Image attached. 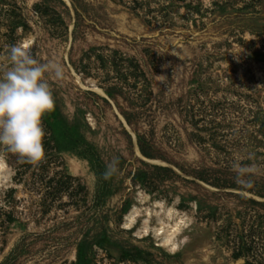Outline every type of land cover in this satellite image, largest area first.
Segmentation results:
<instances>
[{"label": "rangeland", "instance_id": "rangeland-1", "mask_svg": "<svg viewBox=\"0 0 264 264\" xmlns=\"http://www.w3.org/2000/svg\"><path fill=\"white\" fill-rule=\"evenodd\" d=\"M29 38L65 77L45 158L0 150V264H264V0H0V53Z\"/></svg>", "mask_w": 264, "mask_h": 264}, {"label": "clouds", "instance_id": "clouds-1", "mask_svg": "<svg viewBox=\"0 0 264 264\" xmlns=\"http://www.w3.org/2000/svg\"><path fill=\"white\" fill-rule=\"evenodd\" d=\"M65 67L57 60L42 61L30 46L17 42L0 53V150L15 154L22 161L37 164L45 158L44 117L55 108L49 78L63 80ZM250 158V157H249ZM118 158L106 165L103 179H111L118 169ZM236 183L251 187L255 165L235 157L231 162Z\"/></svg>", "mask_w": 264, "mask_h": 264}, {"label": "bare ground", "instance_id": "bare-ground-1", "mask_svg": "<svg viewBox=\"0 0 264 264\" xmlns=\"http://www.w3.org/2000/svg\"><path fill=\"white\" fill-rule=\"evenodd\" d=\"M33 39L29 38L24 41V44L30 46V43ZM7 166V163L3 158H0V180L3 178L2 174L4 173L5 167ZM143 199H146L144 197ZM144 203V202H143ZM154 206L156 208H163L165 210L164 216H159L157 218V222L155 225H153L154 235L160 240V245L165 247L167 252L169 254H177L179 252V240L174 239L176 237V234L180 231V229L183 226H188L187 219L185 215L177 213V210L174 207L166 208L161 201H156L154 203ZM132 211L130 212V216L134 213H137L138 208L136 206H133ZM147 218L144 221L143 225L144 227L139 230V235L143 236L145 234H148L150 232V218L153 216L152 209L147 207ZM176 212V213H175ZM177 214V215H175ZM133 223L127 224V228H131ZM168 228V229H167Z\"/></svg>", "mask_w": 264, "mask_h": 264}, {"label": "water", "instance_id": "water-1", "mask_svg": "<svg viewBox=\"0 0 264 264\" xmlns=\"http://www.w3.org/2000/svg\"><path fill=\"white\" fill-rule=\"evenodd\" d=\"M196 237H199V235H198V234H196Z\"/></svg>", "mask_w": 264, "mask_h": 264}]
</instances>
